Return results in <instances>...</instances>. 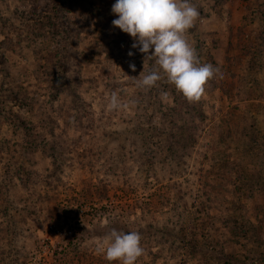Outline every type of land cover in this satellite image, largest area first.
<instances>
[{
  "label": "rangeland",
  "instance_id": "obj_1",
  "mask_svg": "<svg viewBox=\"0 0 264 264\" xmlns=\"http://www.w3.org/2000/svg\"><path fill=\"white\" fill-rule=\"evenodd\" d=\"M190 2L222 72L192 100L131 79L115 0H0V264H109L112 229L135 264H264V0Z\"/></svg>",
  "mask_w": 264,
  "mask_h": 264
},
{
  "label": "clouds",
  "instance_id": "obj_2",
  "mask_svg": "<svg viewBox=\"0 0 264 264\" xmlns=\"http://www.w3.org/2000/svg\"><path fill=\"white\" fill-rule=\"evenodd\" d=\"M111 13L117 17L112 26L133 38L132 48L144 54V62L154 60L156 65L142 78L141 73L131 78L138 87L150 89L164 76L179 93L192 100L203 94L206 82L216 73L222 75L218 67L201 62L186 39L185 34L199 16L190 0H115ZM133 54L128 52L129 56ZM129 68L136 70L134 64ZM109 107H120L116 93L111 94ZM105 239L108 243L104 258L109 264H135L144 252L137 231L112 229Z\"/></svg>",
  "mask_w": 264,
  "mask_h": 264
}]
</instances>
